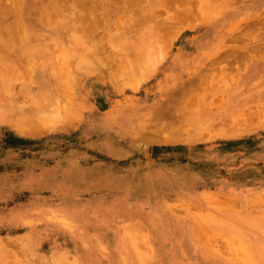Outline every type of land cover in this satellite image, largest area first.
Masks as SVG:
<instances>
[{
	"label": "rangeland",
	"instance_id": "374dc122",
	"mask_svg": "<svg viewBox=\"0 0 264 264\" xmlns=\"http://www.w3.org/2000/svg\"><path fill=\"white\" fill-rule=\"evenodd\" d=\"M82 2L0 0V25L11 20L13 30L33 34L0 37V264H264V97L237 117L241 132L211 131V120L198 134L189 126L169 132L156 127L163 118L132 110L138 97L175 95L187 107L206 96L218 113L225 88L264 54V0ZM42 29L55 35H36ZM181 44L215 45L216 53L174 78L183 68L169 62L170 48ZM251 69L248 77H261L259 66ZM183 80L193 85L178 90ZM258 81L253 97L261 93ZM113 86L119 109L102 113L99 92L109 95ZM69 162L102 164L127 179L133 165L165 164V215L150 213L158 205L155 183L129 186L102 174L108 189L140 192V217L151 216L152 224L124 220L102 231L107 242L96 247L56 235L69 238L75 253L57 254L53 189L86 184L77 168L68 170L76 183L54 182L55 170ZM112 206L91 209L114 214Z\"/></svg>",
	"mask_w": 264,
	"mask_h": 264
},
{
	"label": "crops",
	"instance_id": "0c3cea01",
	"mask_svg": "<svg viewBox=\"0 0 264 264\" xmlns=\"http://www.w3.org/2000/svg\"><path fill=\"white\" fill-rule=\"evenodd\" d=\"M74 3L83 4L82 0H74ZM73 16L75 19L76 13H74ZM10 21L7 23L1 22L2 24L0 27L2 28H0V37L33 35L27 32H22L20 29L13 30L9 27ZM42 31V33L36 35H55L53 33L51 34L49 32H44L48 30L42 29ZM225 36H228V34H226L224 30H221L220 37ZM215 47V45L210 44H181L172 46L170 48L171 55L169 57V62L178 63L183 68L179 72H173L172 76L174 78H184V73L187 75L186 71L188 68H198L209 59L214 57V53H216ZM229 47L230 49H235V46ZM253 64H256V66L260 67V78L252 76L248 77V73L252 70L251 68ZM243 72L247 75H242V77L239 78V80L234 85L225 88V100L223 102V107L218 113L210 112L211 107L209 102L211 98L206 96L204 98L202 97L201 99H198L195 104L187 107H184V105L181 103V99L176 98L175 95H168L164 98H162L161 95H157L148 99H142L141 97H138L135 98V101H133L132 110L133 112L138 110L137 114L140 117L145 115V111L146 113L148 112L150 116H153L158 120L163 118L161 122L157 123L156 127L169 132H175L176 130L174 127L176 126H189V129L185 128L188 130V132H195L194 134H198L204 131L205 128H203L202 125L206 122L205 120H211V123L209 124L211 131L224 130L228 132H241L243 131L245 124H243L244 126L242 128H239V126L236 128L234 122L236 121L237 117L243 115L242 112L250 104V102H258L263 100L264 97V95L261 96L262 93L264 94V54L255 56L253 59L248 61V64L245 66ZM252 79H257V81L260 80L259 84L261 85V87H257V89H261V93L256 94L254 97L253 93L251 94V92L254 90L252 88L254 84ZM106 83V81L102 82V84ZM251 83L253 84L251 85ZM179 85L180 87L178 90L184 91L188 90L189 85L191 86L193 83H188L187 80H183ZM116 91L117 90H115V87L113 86L110 89L109 95H106V92L104 91L99 92L100 98L106 103L105 106L101 107L100 112L111 114L119 109V106L116 104L119 100V98L115 95ZM238 91H240V93H238ZM249 91L250 95L247 94ZM70 94L72 95V93ZM69 99L71 100L70 95ZM74 99H77L76 95ZM93 106L94 105L91 106V103L88 105V110L91 115L93 114V109H95ZM178 109H180L182 112L176 114ZM175 117H178L179 121L173 120ZM215 118H217V121L214 122ZM226 122H230L231 124L225 125ZM91 126H93L92 123L90 124L89 128H91ZM133 129V131H137L136 128ZM112 145L118 149L120 147L119 144L112 143ZM93 147L98 148L96 145ZM70 168H77L84 172L85 175L83 178L86 180V184L76 185V187L74 186V189H60L58 191L53 189L54 195L59 197L58 202L53 204V209L59 214V222L54 225L52 239L53 237L55 239L56 235H58V237L60 235H65L66 237H73V239H75L77 244L80 246L86 244L89 246L94 245L96 247L98 245L102 246L107 242V240L104 241L103 237L101 236L102 231L106 232L108 227H114L116 229L119 227L118 225L120 223L124 222V220H129L132 223H138L140 220H142L149 228V224H152L153 220H151V216L140 217V201L139 199H136L142 194L140 192L139 194L136 193L135 190H133V194L131 195L124 190L108 189L106 187L108 186L107 183L103 181L102 176L100 177L102 174L110 173V175L121 179L129 186L134 185V183H137L138 181H142L146 185H154L155 183L156 190H152L151 193L155 191V194L153 195H155L154 197L157 198L158 205L156 204L157 206L155 207V211H150V213L152 212L151 214L153 215H165V210L161 209V207H163L161 197L163 196L162 192L164 188L162 184H165L164 179H166L168 176V169L165 164L143 166L142 169L133 165L130 172L131 179H127L124 176V173L114 170L108 166H103L102 164L92 163L89 165H81L77 162H69L62 164L59 169L55 170L54 174H56L57 177H55L54 182L56 183L67 180L68 182L66 183H76L77 179H75L73 174L69 173L68 171ZM119 174H122L124 178ZM98 180L100 182L103 181L104 185H97ZM117 196L120 197L121 201L118 200L119 202H115L114 198ZM132 196L135 199L132 198ZM111 204L116 206L114 207V214L104 211L97 215L91 209L93 205H96L97 207L99 206L102 209H108ZM83 222L86 224H94V226L97 227L99 231L96 230V232H90L85 226H83ZM58 237L55 240H52V243H55L57 246L54 247L56 253H62L66 256L75 254L72 249L70 239L66 238L67 241H64ZM120 237V235H116L117 240L115 243H120Z\"/></svg>",
	"mask_w": 264,
	"mask_h": 264
},
{
	"label": "bare ground",
	"instance_id": "6f19581e",
	"mask_svg": "<svg viewBox=\"0 0 264 264\" xmlns=\"http://www.w3.org/2000/svg\"><path fill=\"white\" fill-rule=\"evenodd\" d=\"M55 107H56V106H55ZM56 109H57V108H56ZM72 111H73V110H72ZM72 113H73V112H72ZM49 120H50V119H49ZM49 120H48V121H49ZM30 124H31V123H30ZM23 127H24V126H23ZM24 128H25V127H24ZM24 128H23V129H24ZM32 128H34V127H32ZM35 128H36V127H35ZM30 131H31V130H30ZM63 257H65V256H63ZM63 259H66V258H58V260H57V259H55V260L59 261V263H60V262L63 263ZM71 263H72V262H71Z\"/></svg>",
	"mask_w": 264,
	"mask_h": 264
}]
</instances>
